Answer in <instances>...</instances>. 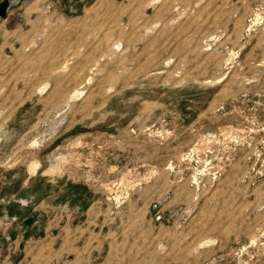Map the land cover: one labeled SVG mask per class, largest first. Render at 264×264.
Wrapping results in <instances>:
<instances>
[{
    "label": "rangeland",
    "instance_id": "1",
    "mask_svg": "<svg viewBox=\"0 0 264 264\" xmlns=\"http://www.w3.org/2000/svg\"><path fill=\"white\" fill-rule=\"evenodd\" d=\"M0 264H264V0H9Z\"/></svg>",
    "mask_w": 264,
    "mask_h": 264
},
{
    "label": "water",
    "instance_id": "2",
    "mask_svg": "<svg viewBox=\"0 0 264 264\" xmlns=\"http://www.w3.org/2000/svg\"><path fill=\"white\" fill-rule=\"evenodd\" d=\"M9 0H0V18L6 15Z\"/></svg>",
    "mask_w": 264,
    "mask_h": 264
}]
</instances>
